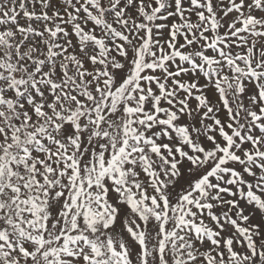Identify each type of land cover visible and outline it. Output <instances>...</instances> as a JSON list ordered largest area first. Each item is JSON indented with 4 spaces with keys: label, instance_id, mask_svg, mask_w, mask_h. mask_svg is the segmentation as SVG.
Masks as SVG:
<instances>
[{
    "label": "snow or ice",
    "instance_id": "1",
    "mask_svg": "<svg viewBox=\"0 0 264 264\" xmlns=\"http://www.w3.org/2000/svg\"><path fill=\"white\" fill-rule=\"evenodd\" d=\"M0 264H264V0H0Z\"/></svg>",
    "mask_w": 264,
    "mask_h": 264
}]
</instances>
